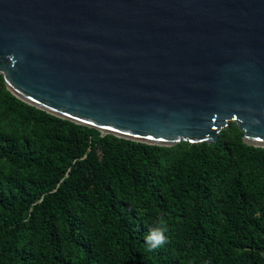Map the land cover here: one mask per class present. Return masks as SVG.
<instances>
[{"label":"trees","instance_id":"16d2710c","mask_svg":"<svg viewBox=\"0 0 264 264\" xmlns=\"http://www.w3.org/2000/svg\"><path fill=\"white\" fill-rule=\"evenodd\" d=\"M0 264H264V148L100 135L0 82Z\"/></svg>","mask_w":264,"mask_h":264},{"label":"water","instance_id":"95a60500","mask_svg":"<svg viewBox=\"0 0 264 264\" xmlns=\"http://www.w3.org/2000/svg\"><path fill=\"white\" fill-rule=\"evenodd\" d=\"M0 82L100 135L264 148V0H0Z\"/></svg>","mask_w":264,"mask_h":264},{"label":"clouds","instance_id":"9594fccd","mask_svg":"<svg viewBox=\"0 0 264 264\" xmlns=\"http://www.w3.org/2000/svg\"><path fill=\"white\" fill-rule=\"evenodd\" d=\"M167 225L163 218L159 221V226L152 227L144 237V242L149 250H156L162 247L166 242Z\"/></svg>","mask_w":264,"mask_h":264}]
</instances>
